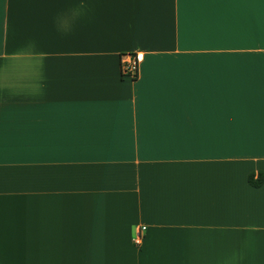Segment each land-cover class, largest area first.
Segmentation results:
<instances>
[{
  "label": "crops",
  "instance_id": "crops-1",
  "mask_svg": "<svg viewBox=\"0 0 264 264\" xmlns=\"http://www.w3.org/2000/svg\"><path fill=\"white\" fill-rule=\"evenodd\" d=\"M190 2L0 0V264H264L258 119L197 154L132 111L150 62L264 60L258 12L229 43L186 44ZM136 53L131 79L122 58Z\"/></svg>",
  "mask_w": 264,
  "mask_h": 264
},
{
  "label": "clouds",
  "instance_id": "clouds-1",
  "mask_svg": "<svg viewBox=\"0 0 264 264\" xmlns=\"http://www.w3.org/2000/svg\"><path fill=\"white\" fill-rule=\"evenodd\" d=\"M186 44L229 43V32L258 12L264 21V3L249 0H197L182 5ZM243 60L228 57L181 58L150 62L137 85L132 104L140 108L146 134L175 130L178 150L211 154L229 147L218 142L242 135L257 120L264 139V60L249 71ZM212 138L207 142L203 137ZM190 141V143H186Z\"/></svg>",
  "mask_w": 264,
  "mask_h": 264
},
{
  "label": "built area",
  "instance_id": "built-area-1",
  "mask_svg": "<svg viewBox=\"0 0 264 264\" xmlns=\"http://www.w3.org/2000/svg\"><path fill=\"white\" fill-rule=\"evenodd\" d=\"M141 60H142V56L138 53L124 56L122 58V75L129 77L131 79L137 78L139 74V66ZM145 230H146L145 227L139 228L137 230V234L134 239V242L136 244L139 245L141 243Z\"/></svg>",
  "mask_w": 264,
  "mask_h": 264
},
{
  "label": "trees",
  "instance_id": "trees-1",
  "mask_svg": "<svg viewBox=\"0 0 264 264\" xmlns=\"http://www.w3.org/2000/svg\"><path fill=\"white\" fill-rule=\"evenodd\" d=\"M249 183L253 187L259 188L264 184V173L263 172H254L249 175Z\"/></svg>",
  "mask_w": 264,
  "mask_h": 264
}]
</instances>
